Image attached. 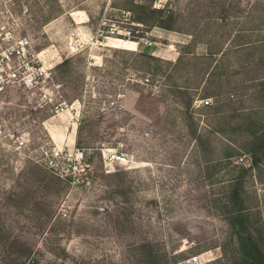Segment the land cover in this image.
Segmentation results:
<instances>
[{
    "label": "rangeland",
    "instance_id": "374dc122",
    "mask_svg": "<svg viewBox=\"0 0 264 264\" xmlns=\"http://www.w3.org/2000/svg\"><path fill=\"white\" fill-rule=\"evenodd\" d=\"M123 1L0 0V41H8L7 36L28 39L31 59L44 72L37 86L12 85L0 98L3 219L18 226V214L9 210L6 215L4 207L28 159L72 177L70 189L57 203L52 232L48 235L33 221L23 227L33 247L29 264H123L130 245L144 239L162 241L166 264H216L223 256L220 246L208 249L212 242L224 243L228 228L214 214V186L210 178L200 177L181 104L167 79L147 81L146 64L135 55L147 51L176 60L192 38L136 26L131 14L119 7ZM189 1L157 0V6L184 11ZM263 1L240 0L232 26L248 25V13L257 19ZM198 6L194 12L200 16ZM211 10L219 13L218 8ZM197 51L206 47L201 43ZM66 58L67 65L58 69ZM201 97L198 91L192 109L204 127ZM92 165L97 172L91 171ZM102 168L129 171L132 191L125 209L135 220L134 229L127 218L121 228L112 226L115 216L106 209L111 203L98 180ZM255 188L264 218V184L256 182ZM46 237L51 238L47 247ZM173 255L180 256L178 263Z\"/></svg>",
    "mask_w": 264,
    "mask_h": 264
},
{
    "label": "trees",
    "instance_id": "16d2710c",
    "mask_svg": "<svg viewBox=\"0 0 264 264\" xmlns=\"http://www.w3.org/2000/svg\"><path fill=\"white\" fill-rule=\"evenodd\" d=\"M156 3L157 0H124L119 7L131 14L130 21L136 26L159 27L192 38L176 60L147 51L135 55L146 64L143 71L149 75L148 82L161 77L170 82L169 91L181 104L184 125L194 142L200 177L210 178L214 186L212 208L225 221L228 231L224 243L212 242L208 249L222 248L223 256L214 260L216 264H264V218L255 188L256 182L264 184V5L255 17L256 24L248 13L244 16L248 25L235 28L232 19L238 12L233 9L240 0H190L184 11H172ZM197 3L200 16L194 12ZM212 8H218L219 13L214 15ZM181 23L188 27L183 28ZM213 27L218 28L214 33ZM200 31L204 32L199 34ZM198 40L206 47L205 52L197 51L201 44ZM67 62L66 58L56 66L62 68ZM182 71L184 79L179 82L177 76ZM198 91L202 94L200 100H209L208 104L198 105L206 115L204 127L192 109ZM90 168L98 171L93 165ZM18 180L8 190L4 207L6 215L9 210L18 214V226L0 213V264H29L33 247L23 227L37 222L39 229L48 230L49 235L57 203L72 184L70 175L29 159ZM98 180L111 203L106 209L115 216L112 226L121 228L127 218L134 229L135 220L128 218L125 209L132 191L129 171L102 168ZM24 214L27 217H22ZM48 237L46 247L50 244ZM161 245L159 240L134 241L123 264H166ZM173 256L178 263L180 256Z\"/></svg>",
    "mask_w": 264,
    "mask_h": 264
},
{
    "label": "built area",
    "instance_id": "2783aa9c",
    "mask_svg": "<svg viewBox=\"0 0 264 264\" xmlns=\"http://www.w3.org/2000/svg\"><path fill=\"white\" fill-rule=\"evenodd\" d=\"M160 3H156V6ZM115 32V31H114ZM113 32V33H114ZM13 36V35H12ZM8 41H0V98L7 93L9 86L35 87L43 80L44 72L38 71L35 59L30 56L29 41L26 38L15 39L7 36ZM144 43L153 45V41L144 38ZM208 104L209 100H200V104ZM1 111V99H0ZM197 260V257H194Z\"/></svg>",
    "mask_w": 264,
    "mask_h": 264
},
{
    "label": "crops",
    "instance_id": "0c3cea01",
    "mask_svg": "<svg viewBox=\"0 0 264 264\" xmlns=\"http://www.w3.org/2000/svg\"><path fill=\"white\" fill-rule=\"evenodd\" d=\"M124 42H125L126 44H127V43H129V44H130V43H131V44H134V43H135V42H133V41L130 42V41H126V40H124ZM130 48H133V47H130Z\"/></svg>",
    "mask_w": 264,
    "mask_h": 264
}]
</instances>
